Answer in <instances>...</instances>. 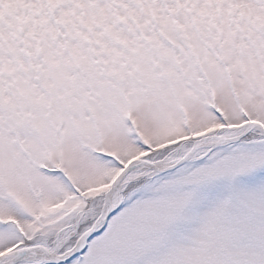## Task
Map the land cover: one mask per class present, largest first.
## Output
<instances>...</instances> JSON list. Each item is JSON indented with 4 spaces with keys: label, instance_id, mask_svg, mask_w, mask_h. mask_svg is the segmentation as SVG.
<instances>
[{
    "label": "snow or ice",
    "instance_id": "1",
    "mask_svg": "<svg viewBox=\"0 0 264 264\" xmlns=\"http://www.w3.org/2000/svg\"><path fill=\"white\" fill-rule=\"evenodd\" d=\"M0 264H264V0H0Z\"/></svg>",
    "mask_w": 264,
    "mask_h": 264
}]
</instances>
